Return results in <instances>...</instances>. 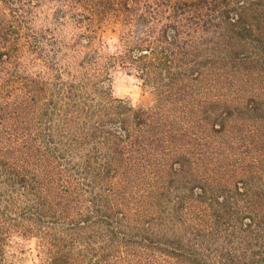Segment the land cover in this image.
Returning a JSON list of instances; mask_svg holds the SVG:
<instances>
[{
    "label": "trees",
    "instance_id": "16d2710c",
    "mask_svg": "<svg viewBox=\"0 0 264 264\" xmlns=\"http://www.w3.org/2000/svg\"><path fill=\"white\" fill-rule=\"evenodd\" d=\"M41 1L0 0V264H264V0H174L163 49L133 0Z\"/></svg>",
    "mask_w": 264,
    "mask_h": 264
},
{
    "label": "rangeland",
    "instance_id": "374dc122",
    "mask_svg": "<svg viewBox=\"0 0 264 264\" xmlns=\"http://www.w3.org/2000/svg\"><path fill=\"white\" fill-rule=\"evenodd\" d=\"M35 1V0H32ZM174 0H136V2L130 1L129 4H133L132 8H135L134 11H131L127 17L122 19H119L121 23L128 24L127 30L128 35L127 37H135L137 36V33L135 32V26L138 24L141 26L142 35L140 34V37H143V40L147 41L150 40L154 42V44H159L158 46H161L163 49L167 45L164 42H161L160 33L161 29L164 27H167L168 24L171 23V3ZM53 3L49 2L48 0H42L38 4L44 3L42 5L43 8H54L55 4L56 6H61L60 2L52 1ZM164 2L165 4H162ZM148 10L149 13L147 15L145 12ZM150 14V15H148ZM198 26L195 27V31L193 28H191L190 37H188V31L186 28L182 27L180 29V38L187 40L186 44L189 42L190 38H197L205 36L202 34L203 32L200 29H197ZM115 29V28H114ZM114 29H107L106 33V40L107 44L109 45V52L110 54H115L117 51L118 46V40L120 36H125L126 32L121 31L118 32ZM152 30L149 33H152L150 35H147V31ZM140 32V33H141ZM66 35V33H65ZM147 35V36H146ZM158 38H160L158 40ZM184 48V44L181 45ZM168 48V47H167ZM181 48L177 52H172V54L181 52ZM171 52V50L169 49ZM159 54V53H158ZM110 79V87L112 91V95L115 98H125L128 101H130L134 106L139 105H147L150 102V96L145 90V88L142 87V82L140 79L137 78L134 70L127 66H116L114 67L111 72L109 73ZM24 263L25 264H35L36 262V243L35 241H31L26 243L24 245Z\"/></svg>",
    "mask_w": 264,
    "mask_h": 264
}]
</instances>
